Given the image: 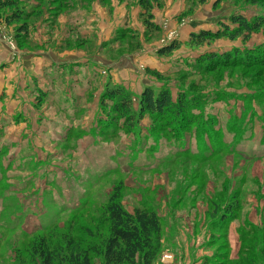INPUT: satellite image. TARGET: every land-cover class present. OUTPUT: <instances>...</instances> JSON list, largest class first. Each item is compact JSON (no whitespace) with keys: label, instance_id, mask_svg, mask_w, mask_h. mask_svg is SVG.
Returning a JSON list of instances; mask_svg holds the SVG:
<instances>
[{"label":"rangeland","instance_id":"1","mask_svg":"<svg viewBox=\"0 0 264 264\" xmlns=\"http://www.w3.org/2000/svg\"><path fill=\"white\" fill-rule=\"evenodd\" d=\"M140 3L0 7V264H40L33 241L81 224L106 233L102 209L119 184L127 210L159 215L153 264H264V25L247 40L190 43L233 26L234 13L264 15V3L151 0L152 27ZM210 52L242 56L204 63ZM114 84L136 110L146 87L202 102L177 126L149 114L111 122Z\"/></svg>","mask_w":264,"mask_h":264},{"label":"trees","instance_id":"2","mask_svg":"<svg viewBox=\"0 0 264 264\" xmlns=\"http://www.w3.org/2000/svg\"><path fill=\"white\" fill-rule=\"evenodd\" d=\"M264 3V0H252ZM20 0H0V7H16ZM142 8L150 17L146 24L152 27L150 13L151 0H141ZM20 16V15H19ZM229 23L219 22L216 30H203L190 36V43L201 44L207 39L230 37L236 39L244 36L247 40L254 32L264 25V15L248 18L241 12L232 14ZM24 26L22 30L27 29ZM181 43L173 42L161 49V54L171 53L178 49ZM242 54H219L210 52L203 56L204 63L236 62ZM249 54H247V57ZM245 57V55L243 56ZM112 100L113 118L124 119L133 123L149 114L157 121H171L177 126L185 117V112L198 108L202 102L197 96L188 98L180 94L177 99L172 95L169 87H161L155 91L146 87L139 99V106L134 108L131 92L120 84H114L106 91ZM122 184L114 187L102 209L103 222L107 225L106 233H97L96 229L78 225L75 232L66 233L58 240L37 239L31 245L32 257L40 264H96V257L100 264H153L161 246V220L158 213L143 206H137L133 211L127 210L122 204ZM80 229L83 233L76 231ZM96 231V233L94 232ZM98 238V240H96ZM200 264H223L214 256H206Z\"/></svg>","mask_w":264,"mask_h":264}]
</instances>
